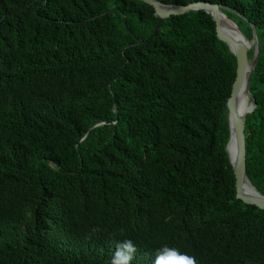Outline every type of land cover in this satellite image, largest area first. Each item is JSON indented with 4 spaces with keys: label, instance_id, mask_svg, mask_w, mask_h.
<instances>
[{
    "label": "trees",
    "instance_id": "obj_1",
    "mask_svg": "<svg viewBox=\"0 0 264 264\" xmlns=\"http://www.w3.org/2000/svg\"><path fill=\"white\" fill-rule=\"evenodd\" d=\"M160 1L233 8L248 40L254 24L247 175L264 195V0ZM157 22L139 0H0V264H107L123 240L133 264L165 245L264 264V210L236 198L226 150L236 58L206 12L149 38Z\"/></svg>",
    "mask_w": 264,
    "mask_h": 264
},
{
    "label": "water",
    "instance_id": "obj_2",
    "mask_svg": "<svg viewBox=\"0 0 264 264\" xmlns=\"http://www.w3.org/2000/svg\"><path fill=\"white\" fill-rule=\"evenodd\" d=\"M139 1L153 7L154 15L158 19L149 38L156 33L164 20L172 16L185 15L192 11H203L211 15L214 20L217 37L228 45L237 61L236 78L226 105L230 126V139L226 150L234 172L236 198L247 205L264 210V195L251 183L247 175L246 120L247 115L251 114L257 105L253 99L251 106L246 111H243L239 106V98L243 93L248 94L249 98L252 97L249 88L260 55L259 41L254 24H252L253 39L248 40L239 25L225 13V10L245 18L244 15L228 6L206 1L191 2L186 5L164 3L160 0ZM137 42L143 43L144 41L138 40ZM253 49L254 59L251 63L249 60V52ZM94 127L88 131L82 141L89 137Z\"/></svg>",
    "mask_w": 264,
    "mask_h": 264
},
{
    "label": "clouds",
    "instance_id": "obj_3",
    "mask_svg": "<svg viewBox=\"0 0 264 264\" xmlns=\"http://www.w3.org/2000/svg\"><path fill=\"white\" fill-rule=\"evenodd\" d=\"M137 251L136 245L131 240L117 242L107 264H133ZM152 264H198V262L194 256L165 245L156 250Z\"/></svg>",
    "mask_w": 264,
    "mask_h": 264
},
{
    "label": "bare ground",
    "instance_id": "obj_4",
    "mask_svg": "<svg viewBox=\"0 0 264 264\" xmlns=\"http://www.w3.org/2000/svg\"><path fill=\"white\" fill-rule=\"evenodd\" d=\"M239 106H240V108L243 111H246L251 106L248 94L243 93L240 96V98H239Z\"/></svg>",
    "mask_w": 264,
    "mask_h": 264
},
{
    "label": "rangeland",
    "instance_id": "obj_5",
    "mask_svg": "<svg viewBox=\"0 0 264 264\" xmlns=\"http://www.w3.org/2000/svg\"><path fill=\"white\" fill-rule=\"evenodd\" d=\"M251 63H252V61H250ZM250 99V104H251V98H249Z\"/></svg>",
    "mask_w": 264,
    "mask_h": 264
}]
</instances>
